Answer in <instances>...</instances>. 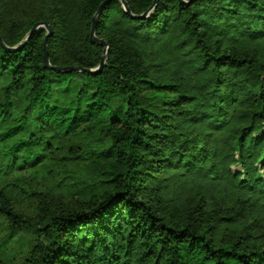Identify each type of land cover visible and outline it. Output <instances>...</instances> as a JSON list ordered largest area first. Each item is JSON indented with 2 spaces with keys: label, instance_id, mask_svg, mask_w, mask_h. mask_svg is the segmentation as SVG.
I'll return each mask as SVG.
<instances>
[{
  "label": "trees",
  "instance_id": "1",
  "mask_svg": "<svg viewBox=\"0 0 264 264\" xmlns=\"http://www.w3.org/2000/svg\"><path fill=\"white\" fill-rule=\"evenodd\" d=\"M104 1L0 0V264H264V0H112L97 74L11 49L99 67Z\"/></svg>",
  "mask_w": 264,
  "mask_h": 264
},
{
  "label": "water",
  "instance_id": "2",
  "mask_svg": "<svg viewBox=\"0 0 264 264\" xmlns=\"http://www.w3.org/2000/svg\"><path fill=\"white\" fill-rule=\"evenodd\" d=\"M112 0H105L101 6L99 7L98 9V12L96 13V15L94 16L93 18V25H92V30H91V40L94 42V43H98V44H101L102 46H104V53L102 55V59H101V62H100V65L99 67L95 68V69H82L81 67H78V68H66V67H60V66H51L50 65V61H49V56H48V49H47V39H48V36L52 33V28L51 26L49 25H46L45 23H37L33 29L30 31L27 39L25 40V42L21 43L19 46L15 47V48H11L12 50H16L17 48H20L22 47L32 36V34L34 33L35 30H37L38 28H42V27H45L47 30H48V34L46 36V44H45V54H44V62H45V66L48 67V68H54L55 70L57 71H66V72H71L73 70H83V71H86V72H89V73H94V74H97V73H100L105 64H106V59H107V55H108V44L107 42L104 40V39H100L97 34H96V25H97V21H98V18H99V15L100 13L103 11V9L105 8V6L107 4H109ZM122 3H123V6L124 8L130 12L129 10V6H128V3L126 0H121ZM134 17H136L135 15H133ZM146 15H141V16H137L138 18H143L145 17ZM0 42L4 44L3 42V39L0 35Z\"/></svg>",
  "mask_w": 264,
  "mask_h": 264
}]
</instances>
